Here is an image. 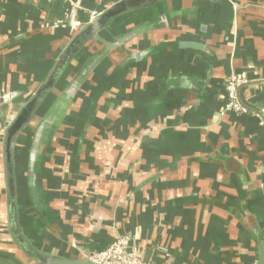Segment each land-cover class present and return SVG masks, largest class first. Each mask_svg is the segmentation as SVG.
I'll use <instances>...</instances> for the list:
<instances>
[{
    "label": "crops",
    "instance_id": "obj_1",
    "mask_svg": "<svg viewBox=\"0 0 264 264\" xmlns=\"http://www.w3.org/2000/svg\"><path fill=\"white\" fill-rule=\"evenodd\" d=\"M117 1L0 0V264L36 262L9 231L4 128L72 34ZM163 7L116 17L110 27L128 22L129 39L114 60L75 56L19 134L18 223L36 250L63 257L125 235L155 264H261L264 0ZM233 72L248 114L223 112Z\"/></svg>",
    "mask_w": 264,
    "mask_h": 264
},
{
    "label": "water",
    "instance_id": "obj_2",
    "mask_svg": "<svg viewBox=\"0 0 264 264\" xmlns=\"http://www.w3.org/2000/svg\"><path fill=\"white\" fill-rule=\"evenodd\" d=\"M132 0H120L107 9L95 15L87 24H83L76 33V36L90 38L96 35L102 28L108 26L111 20H114L118 15L123 14L125 11L131 9L133 3ZM75 36V37H76ZM74 37V38H75ZM183 47L199 48L200 44L194 42H181ZM75 51H64L59 57L52 72L48 74L45 81L41 84L38 92L21 108V110L12 117L4 128V138L2 142L3 154L6 160L5 169L7 170L6 188L8 189V223L9 231L13 236L14 241L27 253L34 256L36 262L33 264H103L92 262L84 257H63L59 255H52L41 253L36 250L30 240L23 233L18 223V210L17 203V181L14 171V150L16 139L19 134L24 130L26 124L34 117L35 109L39 103V100L43 99L48 90L54 86L62 70L63 65L69 62ZM9 96L2 97L1 102H6ZM122 236V235H119ZM117 236V237H119ZM264 250L262 248L261 264H264Z\"/></svg>",
    "mask_w": 264,
    "mask_h": 264
},
{
    "label": "flooded vegetation",
    "instance_id": "obj_3",
    "mask_svg": "<svg viewBox=\"0 0 264 264\" xmlns=\"http://www.w3.org/2000/svg\"><path fill=\"white\" fill-rule=\"evenodd\" d=\"M119 1H117V2H119ZM117 2H115V3H117ZM73 3H75L76 7H79L77 2H73ZM115 3H113V4H115ZM132 3H133V6L131 7V9L125 11L121 15H124L126 13H134V14H137V16L138 15L144 16L146 14L149 15V14H151V12H154V10H156L157 7H159V6L163 7V5H166L167 0H132L131 4ZM113 4H111L110 6H112ZM164 9L165 8L163 7L162 10H164ZM95 15H97V14H95ZM118 16H120V15H118ZM114 20H111L109 22L108 26L102 28L96 35H94L90 38H84V37L76 36V33L78 31L74 32V34H72V36L70 37L71 39L68 42V44L66 45V48L63 50V52L64 51H66V52L75 51V54L73 55L72 59L69 62L65 63L60 70L64 71L67 68V66L71 63V61L75 58V56L81 55V57H84V58L89 57V56L91 57V56H94V54H96L97 51L99 53H106L107 52L108 54L104 55L103 58L106 60H112V59L114 60L115 49L121 48L123 45L122 42L124 43L125 41H127L129 39V38H127L128 37L127 36V34H128V31H127L128 22H123L121 26H118L116 28V30H113V28L110 26ZM129 33H130V31H129ZM183 42H192V41H183ZM194 43H197V42H194ZM62 53H61V55H62ZM53 68L54 67H52V69ZM52 69H51L50 73L52 72ZM229 76L226 78L225 84H226ZM57 79H59V78H57ZM41 84L39 85V87L41 86ZM54 86H55V84H54ZM54 86L50 89V91L54 88ZM39 87L33 93L31 98L34 96V94H36L38 92ZM50 91L48 90V93ZM48 93H46V95L44 96V98L42 100L41 99L39 100V103L35 109L34 117L26 125H28L31 121H33L35 119V116L36 117L38 116L37 111L41 107V104L43 103V101H44L45 97L48 95ZM225 95H226V92H225ZM225 95H224V97H225ZM29 100H27L26 103ZM54 109L55 110L52 112L54 114L53 116H51V117H49L48 115L44 116V120H45V122L47 120V123L46 124L44 123L45 125H43V127H42V130H44V131H40V133L38 134L39 137L42 139V141L45 140L47 137H49L51 135V133H53V129L57 126V123H56L57 119H55L54 116L56 115L58 120H60L59 118H61L60 116H61V113L63 112V104L58 103V105L55 106ZM38 117H40V114ZM41 119H39V121ZM37 125H38V123H37ZM36 130H38V129L35 128L34 133H31V136H29L30 138L32 137V141L36 139V136L38 133V131H36ZM32 145H33V153L36 154V149L38 147V144L32 142ZM35 167H37V166H35Z\"/></svg>",
    "mask_w": 264,
    "mask_h": 264
},
{
    "label": "built area",
    "instance_id": "obj_4",
    "mask_svg": "<svg viewBox=\"0 0 264 264\" xmlns=\"http://www.w3.org/2000/svg\"><path fill=\"white\" fill-rule=\"evenodd\" d=\"M242 81L243 79L235 72L231 73L227 79L223 112H234L236 114L251 112L239 95L238 88ZM81 257L103 264H155L144 260L141 250L131 245L130 238L125 235L116 237L108 247L101 251H81Z\"/></svg>",
    "mask_w": 264,
    "mask_h": 264
}]
</instances>
